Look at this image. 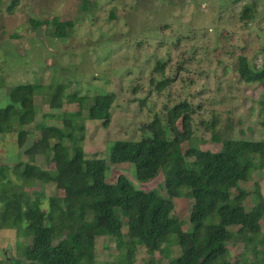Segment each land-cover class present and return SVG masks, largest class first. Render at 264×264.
<instances>
[{
	"label": "rangeland",
	"instance_id": "obj_1",
	"mask_svg": "<svg viewBox=\"0 0 264 264\" xmlns=\"http://www.w3.org/2000/svg\"><path fill=\"white\" fill-rule=\"evenodd\" d=\"M13 1L0 0V107L10 102L12 87L34 84L36 119L56 126H62L63 120L70 117L78 123L82 121L80 146L86 156L106 160L107 182H115L124 174L136 188L166 195L164 185L170 171L157 168L149 181L141 182L136 179L133 164H113L110 154L116 141L140 139L143 127L154 114L164 116L167 108L178 102L194 107L191 141L184 144V151L191 144L219 151L221 145L212 140L213 122L216 135L222 139L264 140L260 85L240 81L236 70L239 55H245L250 65L262 63L264 0H89L88 11L81 9L82 0H18L10 10ZM247 8L252 10V17L245 21L241 16ZM53 17L74 22L69 37L57 38L52 25L35 27L32 23ZM152 35L162 36L164 45L151 40ZM157 59L165 60L163 75L154 71ZM161 75L173 80L159 93L150 80L160 79ZM59 87L62 105L52 108L50 101ZM108 93L114 94V104L107 127L87 118L91 101L85 103L80 116L79 104L70 102L73 94L92 98ZM178 127L181 129L180 122ZM15 139L16 134L0 136V164L9 167L13 181L16 179L11 167L26 161L25 150L43 140L36 129L27 135L22 147L17 146ZM34 163L42 169L52 168L43 155H37ZM15 183V188L26 195L37 190L49 198L55 192L53 186L41 183L32 188ZM256 186L264 200V168L254 171L250 181L240 184L250 194ZM43 202L46 210V201ZM245 202L248 210L254 206L249 198ZM1 203L0 264L11 260L32 264L24 258L31 238L7 228L10 222L4 225L5 205ZM173 203L181 229L190 230L192 200L180 197L173 199ZM263 235L264 216L258 241ZM124 248L123 240L98 237L93 264H119ZM252 248L240 241L229 243L226 260L264 264L257 261ZM181 253L177 239L171 237L153 255L138 247L133 264L150 259L156 264H171Z\"/></svg>",
	"mask_w": 264,
	"mask_h": 264
},
{
	"label": "trees",
	"instance_id": "obj_2",
	"mask_svg": "<svg viewBox=\"0 0 264 264\" xmlns=\"http://www.w3.org/2000/svg\"><path fill=\"white\" fill-rule=\"evenodd\" d=\"M17 1L9 6L10 10ZM82 2L81 9L88 11L90 1ZM251 17L252 10L247 8L241 19L247 21ZM32 23L35 27L52 25L54 35L61 39L69 37L68 31L74 26L73 21H61L58 17L32 20ZM154 39L158 45L165 43L162 36L152 35L151 40ZM164 61L157 59L154 71L162 74ZM236 66L240 81L260 85L264 126V48L261 64L250 65L245 55H239ZM162 75L160 79L150 80V85L159 93L173 80ZM34 89L32 83L15 85L9 91L10 102L0 107V136L16 134L18 147L24 145L32 129L39 130L43 139L25 150L26 161L11 167L15 181L28 188L41 183L55 190L49 198L37 190L26 195L15 188L16 183L8 174L9 167L0 164V202L5 205L3 223L10 222L7 228L22 231L31 238L24 253L26 260L32 264H93L96 239L105 236L123 240L125 248L119 254V264H133L138 247L153 255L171 237L177 239L182 250L171 264H221L222 261L242 264L226 260L228 244L238 241L252 245L257 261L264 262V238L258 241L264 200L258 186L252 194L240 187L241 183L250 181L254 171L264 168V140L222 139L216 135L213 122L212 140L221 149L213 152L191 144L184 151V144L191 141L194 107L188 102H178L167 108L164 116L154 114L151 122L143 127L140 139H122L113 145L112 163L133 164L138 181H149L151 172L157 168L170 171L164 185L166 195L155 190L144 191L136 188L124 174L115 182L106 181V160L86 156L80 146L82 121L78 123L70 117L63 120L62 126L38 121ZM61 97L59 87L58 94L57 90L53 92L52 108L62 105ZM70 97V102L79 104V116L85 103L91 101L87 118L108 126L114 94ZM37 155H43L52 168L36 165ZM180 197L192 200L191 229L187 231L181 229L174 215L173 199ZM248 198L254 202L249 210L245 205ZM43 201H46V210ZM16 263V260L8 262ZM142 264L156 262L150 259Z\"/></svg>",
	"mask_w": 264,
	"mask_h": 264
}]
</instances>
